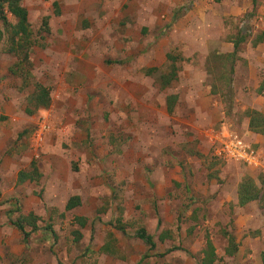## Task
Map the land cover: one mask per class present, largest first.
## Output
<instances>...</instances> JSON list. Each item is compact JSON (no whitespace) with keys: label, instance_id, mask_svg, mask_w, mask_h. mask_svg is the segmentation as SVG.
Masks as SVG:
<instances>
[{"label":"rangeland","instance_id":"obj_1","mask_svg":"<svg viewBox=\"0 0 264 264\" xmlns=\"http://www.w3.org/2000/svg\"><path fill=\"white\" fill-rule=\"evenodd\" d=\"M132 1L23 0L34 43L30 68L23 66L28 80L11 72L18 58L10 41L0 43V264H204L209 241L213 264H264V205L247 211L263 224L243 230L245 214L232 201L245 176H264V137L249 130L250 113L264 111V43L256 44L264 0H229L235 16L204 23L222 36V55L234 50L228 40L246 37L240 63L226 76L232 105L224 87L210 98L200 93L213 79L203 65L210 51L196 46L204 39L173 30L192 8L139 16L144 9ZM191 23L200 30L203 22ZM172 73L179 79L163 90L158 78ZM35 83L50 89L52 101L28 115ZM175 94L170 115L166 100ZM43 117L53 127L36 158ZM231 132L251 146L259 166L215 156V136ZM33 164L40 177L19 183ZM74 196L81 204L67 211ZM29 213L38 229L28 226L26 241L12 223ZM141 229L155 250L136 237Z\"/></svg>","mask_w":264,"mask_h":264},{"label":"trees","instance_id":"obj_2","mask_svg":"<svg viewBox=\"0 0 264 264\" xmlns=\"http://www.w3.org/2000/svg\"><path fill=\"white\" fill-rule=\"evenodd\" d=\"M13 20V22L11 21ZM31 31L29 27V13L28 10L23 5V0H0V43L5 40H9L12 44L9 53L11 55L17 56L18 61L11 69V72L17 76V73L24 79L28 80L30 73L25 70V65L30 68V55L34 43L31 39ZM241 39L246 40V37H242ZM263 41L261 37L256 41V44H259ZM240 41H237L234 44L233 52H229L226 55H218L217 52H213L206 60L205 70L208 75H212V95H220L223 91V87L228 89V91L222 96L229 97L230 105L233 103V97L231 92L232 88V80L227 79L226 76L228 74L233 75L235 72L236 62L238 60V56L240 53ZM24 66V67H23ZM18 69H22L19 70ZM216 69H220L217 73ZM225 69V71L223 70ZM177 74L172 73L165 74L158 78V82L163 90H168L176 81ZM221 86H220V85ZM27 84H21L22 89H27ZM220 87V88H219ZM32 93L29 94L27 102L28 104L34 107V110L31 107L26 109V113L28 115H32L34 111L40 108H48L51 104V91L50 89L40 86L35 83L32 89ZM260 93L264 95V82L261 85ZM167 110L171 115L174 113L176 106L179 102V97L177 94L170 95L167 97ZM250 122H249V130H251L254 134H259L264 137V111H253L250 113ZM21 136H23L21 134ZM32 171H21L19 174L18 181L21 184L26 183V181H33V179H38L40 174L38 173V168L35 164L31 165ZM238 198H239V206L243 207L251 202H258L264 205V176H260L258 179H255L252 176H245L240 184L238 185ZM81 204L80 197L74 196L70 198L66 205V210L71 211L78 207ZM33 217V221L32 220ZM38 217L33 213H29L27 216L20 218L12 223V225L24 235V239L29 241L30 233L27 232L26 228L31 226L33 231H37L36 221ZM80 220V219H79ZM84 226L86 222L81 221ZM159 225H161V221L159 220ZM81 235V234H79ZM136 237L141 239L150 247L151 250H155L156 242L154 237L150 235L145 229L138 230L136 233ZM166 240V237H163ZM162 238V239H163ZM163 239V240H164ZM209 241V239H208ZM210 246L209 249L206 250V260H204V264H213L216 259L215 249L212 246L211 242H208ZM238 248H233L232 250H237ZM172 250H168L167 253H170ZM235 252V251H234ZM164 256V255H162ZM264 258V256H263ZM264 261V259H263Z\"/></svg>","mask_w":264,"mask_h":264},{"label":"crops","instance_id":"obj_3","mask_svg":"<svg viewBox=\"0 0 264 264\" xmlns=\"http://www.w3.org/2000/svg\"><path fill=\"white\" fill-rule=\"evenodd\" d=\"M143 1H144V3H140V0H133L131 2L133 5L132 7L137 8V9L139 7H142L144 9V10L139 11V13H140L139 16H143V15L145 16V14L149 15L151 12L154 15L158 16L160 14V12H159L160 9L162 10L161 12L170 11V14L174 15V13L176 11H178L177 9H179L181 7H185L186 5H189L192 8V10L190 12H188L184 16L183 19H178L176 21V23L172 26L173 30L179 33V32H182V30H184V29L185 30L191 29V32H193V35H196L199 38L204 39V40H200V39L197 40V44H196L197 47H201L205 51L206 50L210 51L207 53L206 58L203 61V63H204L203 65L206 64V60L210 56L211 53L217 52L218 55H220V56L222 55L221 53L223 51L220 50L222 48L218 47L219 46L218 44L222 41V36H221V38H219V37L215 38L211 35V33L207 32V28H203V27H204V23L207 22L208 17H211V16L215 17L217 20L222 22L225 17L229 19L231 16H235L234 12H235L237 7H235L233 5V1L231 2L228 0L230 2L228 5H225V3L223 5L224 0H222V4H216V3H214V0H143ZM161 1H163V2L166 1V2H165V4H161ZM215 1L217 2L218 0H215ZM133 2L138 3L137 7L134 6ZM164 6H165V8H164ZM229 9L231 10V12L229 11ZM136 11H138V10L132 11V14L134 16H137V14H135ZM210 11H212L213 15H210ZM191 17H195L199 21L203 22V23H201V25L199 27V29L201 28L200 30H196L195 27L193 28L192 25H194V23L189 24L190 26L188 25L189 19ZM164 18H165V16H164ZM167 18H168V16H167ZM171 20H172V17L170 16L169 17V23H171ZM188 27H190V28H188ZM261 37L263 38V41L261 43H264V30L256 38H257V40H259ZM184 39H185V36H184ZM223 40H227V39H223ZM231 40H232L231 43L228 40V45L229 46L231 45L234 48V44L237 41H240L241 37L238 35L237 38H233V39L231 38ZM223 43H225V42H223ZM216 48H218V49H216ZM240 53H241V51H240ZM240 61H241V59L238 56L237 62L240 63ZM201 62H202V60H201ZM204 71H205V68H204ZM205 74H207V72ZM161 76H163V75H161ZM208 76H210V79H212L211 75H208ZM177 77L179 79V75H177ZM196 87H197V84H196ZM200 93L203 94V97H209L210 98V96H213L212 95V85H209L208 88L204 89ZM255 136L262 137V135H259V134H255ZM229 201H230V198H229ZM232 201L236 205V207L241 208V210L245 214V216H240V218L238 219L240 227H242L243 230L251 229V224H252L251 222L252 221H254V222L260 221V219L257 217H256V219L252 218L254 213H249V212L247 213V211L250 209H253L252 206L254 204H258V202H251V203H248L247 205H245L243 207L239 206L238 205L239 204L238 190H236V194H234V198ZM262 222L260 221L261 224H263ZM256 229H258V227ZM257 231H259V230H257ZM3 237H4V233L0 232V242L2 241ZM245 249H247L246 246H244L242 250H245ZM261 255L264 256V252H262Z\"/></svg>","mask_w":264,"mask_h":264},{"label":"built area","instance_id":"obj_4","mask_svg":"<svg viewBox=\"0 0 264 264\" xmlns=\"http://www.w3.org/2000/svg\"><path fill=\"white\" fill-rule=\"evenodd\" d=\"M52 127V121L47 118L43 117L39 120L38 127L34 133L32 145L34 156L36 158H39L45 139L51 132ZM215 138L218 145L215 147L214 153L219 159L241 162L249 167L259 166L260 161L258 160L256 153L251 150V146L244 142L238 134L231 132L223 137L216 135Z\"/></svg>","mask_w":264,"mask_h":264},{"label":"clouds","instance_id":"obj_5","mask_svg":"<svg viewBox=\"0 0 264 264\" xmlns=\"http://www.w3.org/2000/svg\"><path fill=\"white\" fill-rule=\"evenodd\" d=\"M218 158V157H217ZM219 159V158H218ZM226 161H229V160H226Z\"/></svg>","mask_w":264,"mask_h":264}]
</instances>
